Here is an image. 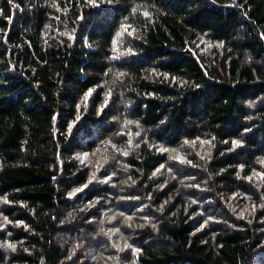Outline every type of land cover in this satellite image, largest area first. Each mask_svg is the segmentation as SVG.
Listing matches in <instances>:
<instances>
[{
    "label": "trees",
    "instance_id": "obj_1",
    "mask_svg": "<svg viewBox=\"0 0 264 264\" xmlns=\"http://www.w3.org/2000/svg\"><path fill=\"white\" fill-rule=\"evenodd\" d=\"M0 264H264V0H0Z\"/></svg>",
    "mask_w": 264,
    "mask_h": 264
},
{
    "label": "snow or ice",
    "instance_id": "obj_2",
    "mask_svg": "<svg viewBox=\"0 0 264 264\" xmlns=\"http://www.w3.org/2000/svg\"><path fill=\"white\" fill-rule=\"evenodd\" d=\"M145 15H147V13H145ZM235 143V142H234ZM11 247V245H9Z\"/></svg>",
    "mask_w": 264,
    "mask_h": 264
}]
</instances>
